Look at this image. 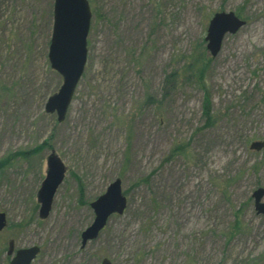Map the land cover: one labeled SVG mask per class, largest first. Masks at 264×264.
Masks as SVG:
<instances>
[{
    "label": "rangeland",
    "instance_id": "rangeland-1",
    "mask_svg": "<svg viewBox=\"0 0 264 264\" xmlns=\"http://www.w3.org/2000/svg\"><path fill=\"white\" fill-rule=\"evenodd\" d=\"M87 1L86 63L58 122L45 111L62 85L48 61L54 0H0V264L10 240L39 248L31 264H264L252 199L264 148L249 149L264 142V0ZM220 12L245 26L212 58ZM52 152L66 172L42 220ZM116 179L127 207L82 248L90 204Z\"/></svg>",
    "mask_w": 264,
    "mask_h": 264
},
{
    "label": "water",
    "instance_id": "water-1",
    "mask_svg": "<svg viewBox=\"0 0 264 264\" xmlns=\"http://www.w3.org/2000/svg\"><path fill=\"white\" fill-rule=\"evenodd\" d=\"M91 11L87 0H54L53 26L48 48V61L62 79L58 92L52 95L46 104L45 111L56 114L58 122L65 118L71 104L77 84L83 74L86 63V38L89 31ZM245 26L232 12L215 13L209 21L206 30V50L210 57H216L226 35L236 34ZM264 142L255 141L250 150L260 151ZM46 176L37 191L39 204L38 216L46 219L51 211L53 198L64 175L65 166L52 152L46 160ZM254 210L258 216L264 217V188H258L252 193ZM127 207V199L123 195L121 181L111 182L105 192L90 204L93 212L92 223L81 233V247L95 240L105 228L113 215H122ZM6 226V216L0 213V231ZM14 253V243L8 242L7 256ZM39 253V248L19 249L14 253L9 264H31ZM100 264H112L108 259H102Z\"/></svg>",
    "mask_w": 264,
    "mask_h": 264
},
{
    "label": "trees",
    "instance_id": "trees-1",
    "mask_svg": "<svg viewBox=\"0 0 264 264\" xmlns=\"http://www.w3.org/2000/svg\"><path fill=\"white\" fill-rule=\"evenodd\" d=\"M201 85H202L201 89L203 90L202 116H203V118L205 120L204 127L207 128V127H212L213 126L214 117L212 115L211 102H210V98L208 96V93H207L206 89L204 88L203 84H201ZM184 151H185V149L183 148V146H179V145H177V147H175L173 149V153L177 154V155H182L184 153ZM32 152L34 153L35 151L32 150Z\"/></svg>",
    "mask_w": 264,
    "mask_h": 264
},
{
    "label": "flooded vegetation",
    "instance_id": "flooded-vegetation-1",
    "mask_svg": "<svg viewBox=\"0 0 264 264\" xmlns=\"http://www.w3.org/2000/svg\"><path fill=\"white\" fill-rule=\"evenodd\" d=\"M13 241V240H12ZM14 243V242H13ZM17 250H15V247H14V253L16 252ZM14 253H13V255L11 256V258L12 257H14ZM100 264V263H99Z\"/></svg>",
    "mask_w": 264,
    "mask_h": 264
},
{
    "label": "bare ground",
    "instance_id": "bare-ground-1",
    "mask_svg": "<svg viewBox=\"0 0 264 264\" xmlns=\"http://www.w3.org/2000/svg\"><path fill=\"white\" fill-rule=\"evenodd\" d=\"M255 1H257V0H255Z\"/></svg>",
    "mask_w": 264,
    "mask_h": 264
}]
</instances>
